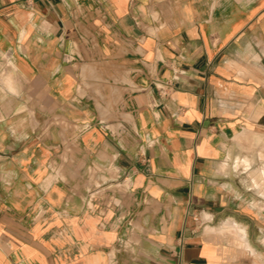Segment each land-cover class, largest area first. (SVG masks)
Segmentation results:
<instances>
[{"label": "crops", "instance_id": "0c3cea01", "mask_svg": "<svg viewBox=\"0 0 264 264\" xmlns=\"http://www.w3.org/2000/svg\"><path fill=\"white\" fill-rule=\"evenodd\" d=\"M179 262L264 264V0H0V264Z\"/></svg>", "mask_w": 264, "mask_h": 264}, {"label": "built area", "instance_id": "2783aa9c", "mask_svg": "<svg viewBox=\"0 0 264 264\" xmlns=\"http://www.w3.org/2000/svg\"><path fill=\"white\" fill-rule=\"evenodd\" d=\"M179 264H183V263L179 262Z\"/></svg>", "mask_w": 264, "mask_h": 264}, {"label": "bare ground", "instance_id": "6f19581e", "mask_svg": "<svg viewBox=\"0 0 264 264\" xmlns=\"http://www.w3.org/2000/svg\"><path fill=\"white\" fill-rule=\"evenodd\" d=\"M254 135H255V134H254ZM256 136H257V135H256ZM256 136H255V137H256ZM250 143H251V142H250ZM251 144H252V143H251Z\"/></svg>", "mask_w": 264, "mask_h": 264}]
</instances>
